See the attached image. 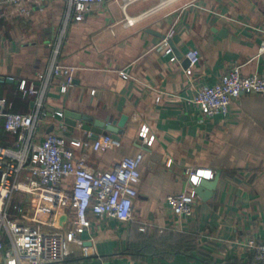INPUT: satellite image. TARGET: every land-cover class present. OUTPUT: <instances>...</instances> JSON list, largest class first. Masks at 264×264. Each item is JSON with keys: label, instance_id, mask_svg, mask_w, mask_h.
Instances as JSON below:
<instances>
[{"label": "crops", "instance_id": "crops-1", "mask_svg": "<svg viewBox=\"0 0 264 264\" xmlns=\"http://www.w3.org/2000/svg\"><path fill=\"white\" fill-rule=\"evenodd\" d=\"M68 9L67 0H45L28 18H6L0 9V97L12 105L22 82L44 92L38 140L49 133L86 139L79 121L61 130L57 111L92 119L127 116L120 147L89 149L85 164L103 172L137 153L142 163L132 219L92 218L60 264H259L240 243L264 242V96L241 95L225 117L213 118L190 100L194 88L212 85L232 67L264 77V56L257 54L264 0H103L78 22L68 19ZM170 31L166 54L162 40ZM189 48L200 54L190 78L184 73ZM56 65L75 70L66 93L59 91L60 77H50L46 88L35 80ZM8 78L18 85L7 84ZM26 97L18 113L33 111L35 98ZM1 125L0 146H6L16 135ZM143 126L154 136L150 146L138 137ZM82 151L75 150L76 158ZM197 170L213 174L200 179L217 176L216 186L206 201L196 200L189 218H178L166 198L188 190L189 172ZM168 234L176 242L166 241ZM152 235L167 237L158 249L128 255Z\"/></svg>", "mask_w": 264, "mask_h": 264}, {"label": "built area", "instance_id": "built-area-1", "mask_svg": "<svg viewBox=\"0 0 264 264\" xmlns=\"http://www.w3.org/2000/svg\"><path fill=\"white\" fill-rule=\"evenodd\" d=\"M45 0H3L4 17H30L33 7ZM65 1V0H62ZM68 19L82 21L93 5L103 0H67ZM129 24L133 20L126 21ZM170 31L162 40L165 53H171L168 40ZM264 56V28L257 48ZM188 66L184 73L190 78L200 59L196 48L185 52ZM75 70L53 66L47 76L39 74L35 80L50 85V77L62 78L60 93H66ZM126 77L124 73H121ZM9 80L14 81L12 78ZM44 88V89H45ZM23 97H34V109L27 113L11 112V104L0 97V119L3 130L16 135L13 147H0V264H60L77 238L92 227V218L128 222L132 219L134 203L140 183L142 154L127 156L109 170L95 172L85 164L87 150L102 152L120 147V141L110 134L92 139L65 138L49 133L41 140L35 137V125L42 122L44 92L33 82L19 84ZM244 94L264 96V77L259 74L243 75L232 67L212 85L194 88L190 102L199 108L205 118L225 117L230 103ZM57 123L65 130L63 113L57 111ZM82 129V124L79 123ZM141 142L150 146L154 136L147 126L138 133ZM75 150H83L76 158ZM166 157V156H165ZM164 157V158H165ZM171 160L166 165L170 166ZM189 189L167 196L170 212L178 218H189L198 199L194 188L202 175L212 178L210 171L189 172ZM240 245L252 254L255 262L264 264V242L247 239Z\"/></svg>", "mask_w": 264, "mask_h": 264}, {"label": "water", "instance_id": "water-1", "mask_svg": "<svg viewBox=\"0 0 264 264\" xmlns=\"http://www.w3.org/2000/svg\"><path fill=\"white\" fill-rule=\"evenodd\" d=\"M188 62V61H187ZM7 84L18 85V82L7 79ZM64 122L72 127H75L77 121L82 124V130L91 133L92 139H96L100 135L110 134L115 140H120L119 134L122 133L126 126L128 120L127 116L121 115L119 119H114L113 117H105L101 119H92L88 116H83L81 114H71L70 112H65ZM73 118V121L67 120V118ZM154 161V159H153ZM1 177V172H0ZM218 177L216 176L213 181H207L205 179H200L197 186H195L194 191L198 198L206 201L210 197V191H212L216 186V181Z\"/></svg>", "mask_w": 264, "mask_h": 264}, {"label": "trees", "instance_id": "trees-1", "mask_svg": "<svg viewBox=\"0 0 264 264\" xmlns=\"http://www.w3.org/2000/svg\"><path fill=\"white\" fill-rule=\"evenodd\" d=\"M19 90V89H18ZM19 92V91H18ZM26 96L25 97H23L22 95H21V93L19 92V96H15V98H13V101H12V105H11V109H10V111L11 112H16V113H18L17 111H18V107H21V106H24V107H26L27 105H26V102L24 103V101L26 100ZM27 113V112H26ZM2 122V125H1V127H2V129H3V120L2 119H0V123ZM4 131V130H3ZM5 134H9V133H6L5 132ZM15 140H16V138L14 139V141H12L9 145H6V146H0V147H13V145H14V143H15ZM169 235V237L167 238V240L166 241H170L171 242V240L172 241H175L176 242V235L175 234H168ZM174 236V237H173ZM167 237V236H166ZM165 235L164 236H162V235H152V236H150V240H148V241H146L145 242V239L143 240V242H142V244H141V246L140 247H130V249L128 250V255H132V252H134V253H141V254H143V253H146L147 252V250H149L151 247H153V248H155V249H158L159 247H157L156 245L157 244H160L163 240H165ZM183 238H185V239H187V237H185V236H182ZM181 237L179 236V239H180ZM183 238H181L182 240H184ZM189 242V240L187 241V243ZM172 248H175V247H172ZM134 255H136V254H133L132 256H134ZM230 264H241V263H239V262H236V261H230Z\"/></svg>", "mask_w": 264, "mask_h": 264}]
</instances>
